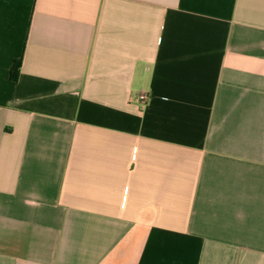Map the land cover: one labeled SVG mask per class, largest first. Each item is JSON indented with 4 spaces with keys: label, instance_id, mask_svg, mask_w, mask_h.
I'll use <instances>...</instances> for the list:
<instances>
[{
    "label": "crops",
    "instance_id": "0c3cea01",
    "mask_svg": "<svg viewBox=\"0 0 264 264\" xmlns=\"http://www.w3.org/2000/svg\"><path fill=\"white\" fill-rule=\"evenodd\" d=\"M0 264H264V0H0Z\"/></svg>",
    "mask_w": 264,
    "mask_h": 264
},
{
    "label": "trees",
    "instance_id": "16d2710c",
    "mask_svg": "<svg viewBox=\"0 0 264 264\" xmlns=\"http://www.w3.org/2000/svg\"><path fill=\"white\" fill-rule=\"evenodd\" d=\"M21 67V59L15 60L9 71V79L16 82L19 76V70Z\"/></svg>",
    "mask_w": 264,
    "mask_h": 264
},
{
    "label": "built area",
    "instance_id": "2783aa9c",
    "mask_svg": "<svg viewBox=\"0 0 264 264\" xmlns=\"http://www.w3.org/2000/svg\"><path fill=\"white\" fill-rule=\"evenodd\" d=\"M149 101V95L147 93H140L137 97V104L139 105L140 108H143L147 105Z\"/></svg>",
    "mask_w": 264,
    "mask_h": 264
}]
</instances>
